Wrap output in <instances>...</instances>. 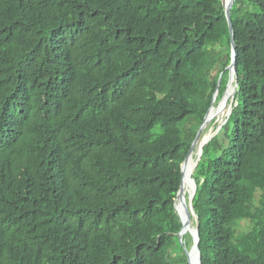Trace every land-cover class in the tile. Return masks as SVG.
Wrapping results in <instances>:
<instances>
[{
    "label": "trees",
    "instance_id": "trees-1",
    "mask_svg": "<svg viewBox=\"0 0 264 264\" xmlns=\"http://www.w3.org/2000/svg\"><path fill=\"white\" fill-rule=\"evenodd\" d=\"M231 25L188 183L201 264H264V0ZM230 62L221 0H0V264H188L181 165Z\"/></svg>",
    "mask_w": 264,
    "mask_h": 264
},
{
    "label": "water",
    "instance_id": "water-1",
    "mask_svg": "<svg viewBox=\"0 0 264 264\" xmlns=\"http://www.w3.org/2000/svg\"><path fill=\"white\" fill-rule=\"evenodd\" d=\"M236 0H229V3L228 4H225L224 3V0H221L222 2V5H223V9H224V14H225V18H226V21L228 23V27H229V31H230V36H231V62L229 64V66L225 69L228 71V82H227V85H226V89H225V92L220 100V102L218 103V105L222 102L224 96H225V93L227 91V89L229 87H233V96H232V100H231V103H230V108H229V111H228V114L226 115L225 117V120L222 121L221 124L218 125V127L216 128L215 131H213L209 137V139L207 140V142L202 145L199 150H198V153H197V158H196V161H195V168L197 167L198 165V162L202 156V152H203V147L218 133V131L221 129V127L226 123L227 119L229 118L230 114H231V111H232V104H233V101H234V94H235V91H236V88H237V80L235 79V76H236V71H235V59H236V48H235V44H234V41H233V29H232V25H231V9L234 5ZM222 76H223V73L220 74L219 78H218V81H217V88H216V92L215 94L213 95V99H212V102L214 103L217 99V96H218V92H219V87H220V84H221V80H222ZM213 109V107L211 106L209 108V110L207 111L205 117H204V120H203V123L201 125V127L199 128L197 134H196V137L191 145V148H190V151L187 155V157L185 158L184 162L182 163L181 165V183H182V180H183V169L185 167V165L187 164L190 156L193 154L194 152V149L200 139V136L202 134V131L203 129L205 128L206 126V122H207V117H208V114L210 113V111ZM191 186H192V192L188 194V196L186 198H184L181 193H180V190H181V185H180V189L177 193V196H176V202L179 201V204L181 205L183 211L185 212V215L187 216V220L186 222L183 221L182 219V216L181 214L177 211V208H176V211L181 219V222H182V228H181V231L180 233L178 234V237H179V242L181 244L182 243V237L186 234H189V236L191 237L192 239V246L190 248V250H186L185 247L183 246V249H184V252L186 254V257H187V261H188V264H201V255H200V251H199V248H198V245H199V233H198V220H197V216L194 212V209H193V199H194V196L196 194V185H195V182L194 180L191 178ZM193 221L195 227L192 228L191 227V222ZM187 228V231L184 232V230Z\"/></svg>",
    "mask_w": 264,
    "mask_h": 264
},
{
    "label": "bare ground",
    "instance_id": "bare-ground-1",
    "mask_svg": "<svg viewBox=\"0 0 264 264\" xmlns=\"http://www.w3.org/2000/svg\"><path fill=\"white\" fill-rule=\"evenodd\" d=\"M228 3H229V0L227 1L226 4H228ZM232 96H233V87L231 86L230 90L224 96L222 102L217 107H215L216 110L218 111V114H219L218 121H222V119L227 115V113L229 111V108H230V103H231V100H232ZM212 117H213V112L210 111V113L208 114V117H207L206 124L211 120ZM210 135L211 134L205 135V136H203V137H201L199 139V141H198V143L196 145L197 149H196V152H195V156H197L199 148L207 142V140L209 139ZM195 161L196 160H194L193 154H192L190 156L187 164L185 165V167L183 169V180H182V183H181V190H180V193H181V195L183 197H184V191H185L186 187L189 184L188 183L189 178L191 177L192 173L195 170ZM177 202H178L177 211L181 214L183 221L186 222L187 216L185 215V212L183 211L181 205L179 204V201H177ZM185 231H187V228L185 229Z\"/></svg>",
    "mask_w": 264,
    "mask_h": 264
},
{
    "label": "rangeland",
    "instance_id": "rangeland-1",
    "mask_svg": "<svg viewBox=\"0 0 264 264\" xmlns=\"http://www.w3.org/2000/svg\"><path fill=\"white\" fill-rule=\"evenodd\" d=\"M227 1H228V0H224V3L226 4ZM231 86H232V85H231ZM230 88H231V87H229V90H230ZM211 112H213V117L211 118V120L206 124L205 128L203 129L202 134H201L202 137L205 136V135H209V134H211V133L213 132L214 127H213V126H210V125H211V123L213 122L212 120H213L214 117H217L216 121H214V122H215V123H214L215 125H219V124L222 123V121L225 120V117H226V116L222 119V121H218V119H219V114H218L216 108H213V109L211 110ZM227 114H228V113H227ZM200 137H201V136H200ZM196 149H197V146H196ZM195 152H196V151H195ZM195 152H193V158H194V156H195ZM189 193H191V190H190V188H189V184H188V186L186 187V189H185V191H184V198H186V197L188 196ZM192 222H193V221H192ZM193 264H194V262H193Z\"/></svg>",
    "mask_w": 264,
    "mask_h": 264
}]
</instances>
